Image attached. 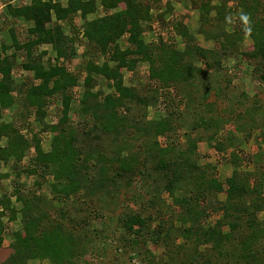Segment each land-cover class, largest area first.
Masks as SVG:
<instances>
[{
    "label": "trees",
    "instance_id": "1",
    "mask_svg": "<svg viewBox=\"0 0 264 264\" xmlns=\"http://www.w3.org/2000/svg\"><path fill=\"white\" fill-rule=\"evenodd\" d=\"M162 1L100 0L103 15L84 25V37L89 40L91 51L83 53L80 71L71 70L77 55L75 39H65L57 24L50 29L45 24L50 22L52 13L57 20L66 19L72 24L78 14L84 17L94 12V0H67L65 7L53 0L6 5L11 19L22 17L31 21L32 27L26 30L21 43L15 28L10 29V44L2 45L0 55V119L9 111L13 113L10 122L0 121V162L10 171L0 178H13L11 191L0 195V261L3 255H9L12 264H25L28 259L78 264L76 260L82 258V252L76 248L75 238L83 227L96 232L97 237L99 228L92 225L105 215L116 228L137 237L151 217L145 215L146 208L158 205L164 192H178L180 198L174 199L177 203L198 205L207 214L222 212L218 223L207 230L212 241L208 248L211 257L200 254L192 264L264 263V219L259 218V214L264 215V150L253 152L259 154L255 159L246 157L255 173L240 180L241 174L235 170L221 183L203 172L192 152L185 155L186 149L178 148V138L166 134L174 131V113L181 111V84L190 87L194 77L204 75L203 86L210 81L208 76H218L215 68L220 69V58L236 53L244 34L252 44L242 55L252 74L264 82V0H235V7L229 5L232 0H218V5H211V0H189L190 8L199 12L197 32L212 40L211 49L199 46L186 21L172 18L169 1L163 11L153 15L152 9ZM115 8L118 10L110 12ZM212 11L214 15L210 16ZM166 15L175 19L170 30L181 38V49L157 34L167 33L168 28H153L157 42L145 43L141 36L143 23L154 19L163 22ZM219 22V33L206 31V25ZM226 26L229 32L224 29ZM119 41L125 44L124 48ZM44 43L52 45L53 59L43 61V52L31 55L36 46ZM6 49L12 50L10 54ZM20 50L24 57L20 68H16ZM100 58L103 61L98 64L96 60ZM140 62L149 65L148 83L152 86L146 96L133 86L123 85V73L134 72ZM20 69L32 76L16 86L13 78ZM78 80L82 82L80 90ZM101 80L108 90L105 94L99 89L92 91ZM18 88L20 94L16 95ZM59 96L60 100L56 98ZM53 98L60 102L54 120L50 114ZM159 99L167 111L158 120H147V108L155 107ZM254 109L253 113L260 110ZM74 118L79 120L76 124ZM193 129L192 126L188 136L194 133ZM44 140H48L47 152L42 148ZM187 142L196 144L190 137ZM142 145H148L161 160L149 157ZM222 158L229 161L226 154ZM107 173L109 179L105 180ZM23 177L33 178L32 186L25 189ZM50 179L52 182L47 183ZM103 181L113 184L108 189L102 186ZM44 187H48V199L41 195ZM219 193L224 194V201L217 199ZM129 201L140 206L138 211L129 206ZM54 203L65 204L67 210L55 208ZM48 205L59 210L61 218L52 216L46 209ZM79 205L83 207L77 211ZM237 207L241 214L231 215L230 211L238 210ZM78 213L76 224L73 219ZM16 220L21 230L13 232L11 244L1 247L6 223Z\"/></svg>",
    "mask_w": 264,
    "mask_h": 264
},
{
    "label": "rangeland",
    "instance_id": "2",
    "mask_svg": "<svg viewBox=\"0 0 264 264\" xmlns=\"http://www.w3.org/2000/svg\"><path fill=\"white\" fill-rule=\"evenodd\" d=\"M166 1H169L172 5V18L188 20L191 28H198V16L190 8L189 0H163L154 9V15L156 12L164 10ZM231 4L235 7L234 1L229 3V5ZM171 16H164L163 22L154 19L155 21L149 22V24L158 31L160 28H168L167 33L166 31L160 32L161 37L165 38L166 42H175L176 47L181 49L180 39L174 36L170 30L175 20ZM143 27L148 28L147 24H144ZM205 28L208 32L219 33L222 22H219V25L217 23L216 25H206ZM153 37L157 40V36ZM149 39L147 38L146 41ZM198 39L202 41L201 37H198ZM156 40L153 42H157ZM251 44V39L247 34H244L242 41L237 44V52H230L227 56H222L220 58V69L215 68L218 76H214L215 74L208 76L207 79L210 78V81L203 84V86L200 85L206 79L204 75L194 77L195 79L191 80L192 85L190 83V87L181 84L179 91L183 97L182 103L179 102L181 111L180 114L177 110L174 113L176 117L175 128L173 126L174 131L172 133L166 132L169 138L179 139L178 148L186 149L185 155H189L190 152L194 154L198 164L203 168V172L215 176V179L221 183H224L225 179L230 177L235 170L241 174L239 175L241 176L240 180L246 179L250 174L255 173L253 164H247L246 157L255 159V156L259 155L258 153L255 155V153L259 149L264 150L262 140L264 139V82H259L257 76L252 74L251 67L242 55L251 47ZM208 48L212 47L209 45ZM199 66L203 68L202 65ZM148 67L149 65L146 62L141 63L136 67L133 74L125 78L126 84L132 85L137 92L145 96L151 90L148 87L152 86V83H148ZM98 89L103 94L108 92L103 85V80L92 91L95 92ZM177 89L179 90L178 87ZM16 91L19 92L20 89L18 88ZM56 98L60 100V96ZM56 98L52 99L54 104L50 107L52 120L56 117L60 106L59 101L55 102ZM160 100L155 107L150 106L147 108V120H158L167 111L165 104ZM136 107L134 106V108ZM256 107L260 110L253 113V109H256ZM12 114H4L3 121L10 122ZM78 121L77 118H74V124ZM192 126L194 131H191L194 133L188 136L187 134H189ZM187 137H190L196 144L187 142ZM191 144H194L195 147ZM216 144H219V149L216 148ZM142 147L150 155L149 157H152L153 160L157 159L153 155L154 150L147 148L148 145L147 147L142 145ZM42 148L44 152L49 151L48 140L42 142ZM224 154H226L228 162L222 158ZM232 154L236 156L233 158ZM231 159L234 161H231ZM23 161L26 162L27 157ZM112 163L117 166V163L114 162H111L110 165ZM2 172H9V168L6 164L0 162V174ZM108 176L107 173V179L105 180L109 179ZM12 180V176L6 179L0 178V195L11 191ZM22 182L26 185V189L32 186L33 178L23 177ZM46 182L51 183L52 181L50 179ZM101 184L109 189L113 182L103 181ZM135 186L140 188L137 185ZM223 188H226L225 184H223ZM47 189L48 187H44L40 192L48 199L50 195ZM133 193H136V191H133ZM261 194L264 197V189H262ZM179 196L178 192H175L174 195L164 192L161 196L163 202L148 206L145 215H150V220L147 221L145 229L137 237L133 233L128 235L123 229L116 228L105 215L98 219V223L92 225L93 228H99L97 237L96 232L88 231L85 227L81 228L83 232L76 236L75 241L77 243L76 248L82 252V258L77 259L76 262L78 264H192L200 254L205 253L206 256L211 257V249L208 248L212 246V241L209 240L210 236L207 230L218 223L217 220L222 218V212L212 211L207 214L198 205L177 203L174 199L180 198ZM224 198L223 193L218 194L217 199L219 201H224ZM99 201L100 199L97 202ZM144 203L146 204V202ZM128 204L134 211H138L140 207L131 201ZM53 206L62 208V210L67 208L65 204L54 203ZM81 207L83 206L79 205L76 210L78 211V208ZM47 208L52 216L61 218L62 215L59 210H54L51 205H48ZM170 213L172 214L170 215ZM230 213L231 215H238L241 214V210H231ZM79 218L80 214L78 213L73 219L74 223L77 224ZM259 218L264 219V215L259 214ZM18 230H21L18 220L11 223L7 222L1 247L4 248L11 244L13 232ZM204 230L206 231L204 232ZM75 231L72 232L75 233ZM88 232L90 233L88 234ZM233 246L231 244V248H234ZM238 246L240 248L242 244ZM241 253L243 254L242 250ZM8 256L3 255L0 264H12V259ZM49 263L48 259H28L25 262V264ZM255 264H258V262ZM260 264L264 263L261 261Z\"/></svg>",
    "mask_w": 264,
    "mask_h": 264
},
{
    "label": "crops",
    "instance_id": "3",
    "mask_svg": "<svg viewBox=\"0 0 264 264\" xmlns=\"http://www.w3.org/2000/svg\"><path fill=\"white\" fill-rule=\"evenodd\" d=\"M94 1H95L94 2L95 3L94 12L86 14L84 17L81 16L80 14H78L73 19L72 24H70V22H68L66 19L65 20H57L55 18V16L53 15V13L51 14L50 22L45 24V27L48 28V29L53 27L54 24H57L60 27L59 30H61V33H62V35H63V37L65 39L66 38L68 39L69 37H72V38L75 39V50L77 52V55L74 57L73 66H72V69H71L72 71L73 70H77V71L81 70V68L83 67V58L85 57V55L83 56V53L91 51L89 49V47H90L89 40L86 37H84V25L87 22L95 20L96 18H99V17H101L103 15V13L101 12L102 7L100 5V0H94ZM140 1H144V0H140ZM233 1L235 2V0H233ZM233 1H231L229 3H233ZM53 2H59L62 7H65L66 4H67V0H53ZM30 3H31V0H10L8 2L7 1L3 2L2 0H0V55L2 54V45L8 46L10 44V38H9V34H8V31L10 29L15 28V33H16V36H17V40L21 43L24 40V37H25V34H26V30L28 28L32 27V22L31 21H26L22 17H17L15 19H11V17L9 16V14L6 11V5L9 4L12 7H16V6L21 5V4L29 5ZM210 4L211 5H218L219 1L218 0H211ZM164 9H165V7H164ZM117 10H118L117 8L111 9L110 12H115ZM192 10H193V12H195L197 14V16L199 18L198 10H196V9H192ZM153 11H154V9H152V11H151L153 13V15H154ZM161 11H163V10H161ZM213 15H214V13L212 11L210 13V16H213ZM186 17H187V15H186ZM197 21H198V19H197ZM186 22H187V27L191 31H193V35H194L195 41L200 45L201 48H206L207 49L209 45H210V47L213 46L212 40H206V38H205V36L203 34H201V33L199 34L197 32V29L199 28V25H198V28H191L188 20ZM198 23H199V21H198ZM145 24H147V26H150V28H152V26L149 23H145ZM143 25H144V23H143ZM150 28H144V31L141 34V36H142V38H143L145 43L153 42V41L156 40L155 37H153V36H156L153 33V28L152 29H150ZM224 29L229 32V28L227 26ZM206 31H207V29H206ZM157 34L160 35L161 33L157 32ZM174 36H176V35H174ZM176 37H178V36H176ZM198 37H201L202 41H200L198 39ZM147 38H150V39L148 41H146ZM178 38L181 41V38L180 37H178ZM181 43H182V41H181ZM119 44H121V48L125 47V44L122 43L121 41H119ZM208 49H211V48H208ZM6 52L10 54V50L6 49ZM40 52L44 53V55H42V60L43 61H45L49 57L51 59H53L55 57V51L53 50L51 44L44 43V44L36 46L32 50L31 55L35 56V55L40 54ZM23 57L24 56H22V51L21 50L17 51V58H16V65L17 66H16V68H20L19 64L22 63L21 61H23ZM96 61L98 62V64H100L103 61V59L100 58V59H98ZM142 63H144V62H142ZM139 64H141V62ZM139 64H137L136 67ZM134 72H132L130 74L129 73H123V78H124L123 79V85L132 86L130 84H126L125 78L127 76H130ZM16 73H18L17 76L13 78L14 85H16V86H18L26 78H27L26 80H28V77L32 76L31 73H29L28 71H25L23 69L17 70ZM81 86H82V82H81V80H78L77 81V88L80 90ZM15 94L19 95L20 93H18L16 91ZM55 102H58V99H56ZM53 104L54 103H52V105ZM9 113H11V111H9ZM2 118H3V116H2ZM2 118L0 119V121L4 122ZM4 123H6V122H4ZM2 174H10V171L9 172H2ZM7 178H11V175L9 177H7ZM4 179H6V178H4Z\"/></svg>",
    "mask_w": 264,
    "mask_h": 264
}]
</instances>
